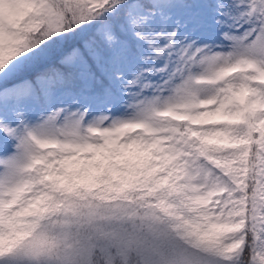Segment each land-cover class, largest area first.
<instances>
[{"label": "snow or ice", "instance_id": "snow-or-ice-1", "mask_svg": "<svg viewBox=\"0 0 264 264\" xmlns=\"http://www.w3.org/2000/svg\"><path fill=\"white\" fill-rule=\"evenodd\" d=\"M0 264H264V0H0Z\"/></svg>", "mask_w": 264, "mask_h": 264}]
</instances>
